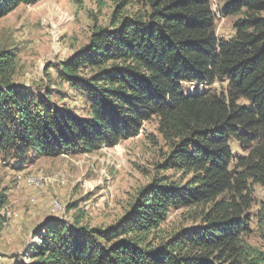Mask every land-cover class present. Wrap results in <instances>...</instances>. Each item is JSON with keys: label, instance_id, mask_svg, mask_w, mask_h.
Here are the masks:
<instances>
[{"label": "trees", "instance_id": "obj_1", "mask_svg": "<svg viewBox=\"0 0 264 264\" xmlns=\"http://www.w3.org/2000/svg\"><path fill=\"white\" fill-rule=\"evenodd\" d=\"M39 0H0V18ZM117 0L106 27L53 66L87 117L18 85L0 50V156L17 164L113 148L156 120L157 176L108 227L50 219L12 264H264V0ZM64 99H62V102ZM165 151V152H164ZM0 192V233L8 218ZM73 207L68 206L67 211ZM263 245H253L252 238Z\"/></svg>", "mask_w": 264, "mask_h": 264}, {"label": "rangeland", "instance_id": "obj_2", "mask_svg": "<svg viewBox=\"0 0 264 264\" xmlns=\"http://www.w3.org/2000/svg\"><path fill=\"white\" fill-rule=\"evenodd\" d=\"M212 3L217 34L228 39L235 18H222V4ZM116 5L117 0H39L0 18V50L17 48L14 80L36 91L51 88L53 102L65 104L78 117H87L82 100L72 97L65 84H58L53 66L86 46L95 27H106ZM156 126L155 119L143 122L137 136L92 153L62 154L24 164L0 156V192L8 195V222L0 233V264H12L13 256H22L37 241L34 232L43 233L44 223L50 219L71 223L82 210L83 223L105 228L125 216L138 190L155 177L176 180L172 171L157 169L165 149ZM32 177L40 184H29ZM255 188L256 198L264 200V188ZM55 200L62 207L59 213L51 210ZM68 206L73 207L69 212ZM250 243L263 245L254 237Z\"/></svg>", "mask_w": 264, "mask_h": 264}, {"label": "built area", "instance_id": "obj_3", "mask_svg": "<svg viewBox=\"0 0 264 264\" xmlns=\"http://www.w3.org/2000/svg\"><path fill=\"white\" fill-rule=\"evenodd\" d=\"M28 183L31 184V185L37 186V185L40 184V180L37 179L36 177H32V178H30L28 180ZM51 210H52L53 213H55V212L56 213L61 212L62 207H61V204L59 203V201H57V200L53 201V203H52V209ZM5 215H6V213H5Z\"/></svg>", "mask_w": 264, "mask_h": 264}]
</instances>
